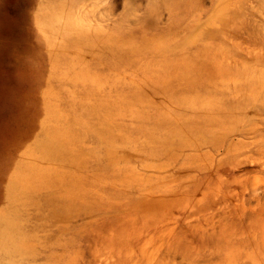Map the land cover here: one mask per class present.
<instances>
[{"label":"rangeland","instance_id":"374dc122","mask_svg":"<svg viewBox=\"0 0 264 264\" xmlns=\"http://www.w3.org/2000/svg\"><path fill=\"white\" fill-rule=\"evenodd\" d=\"M36 3L0 12V264H264V0Z\"/></svg>","mask_w":264,"mask_h":264},{"label":"crops","instance_id":"0c3cea01","mask_svg":"<svg viewBox=\"0 0 264 264\" xmlns=\"http://www.w3.org/2000/svg\"><path fill=\"white\" fill-rule=\"evenodd\" d=\"M36 5H38L36 0H0V12L12 13L19 11L29 15V13L37 10ZM30 16L33 18L32 14Z\"/></svg>","mask_w":264,"mask_h":264},{"label":"bare ground","instance_id":"6f19581e","mask_svg":"<svg viewBox=\"0 0 264 264\" xmlns=\"http://www.w3.org/2000/svg\"><path fill=\"white\" fill-rule=\"evenodd\" d=\"M261 161V160H260ZM253 190V189H252ZM258 190V189H257ZM262 192V191H261ZM250 194V193H249ZM258 194H259V192H258ZM258 194H255V196H256V200L259 202L263 197H264V190H263V193H262V195L260 196V195H258ZM242 202V201H241ZM240 204V203H239ZM257 205H258V203H257ZM256 207V206H255ZM254 209V208H253ZM244 210V209H243Z\"/></svg>","mask_w":264,"mask_h":264}]
</instances>
